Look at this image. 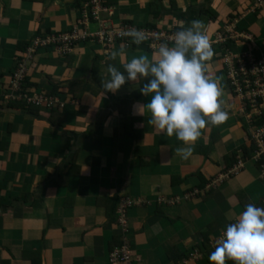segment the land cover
I'll return each instance as SVG.
<instances>
[{
	"label": "crops",
	"instance_id": "obj_1",
	"mask_svg": "<svg viewBox=\"0 0 264 264\" xmlns=\"http://www.w3.org/2000/svg\"><path fill=\"white\" fill-rule=\"evenodd\" d=\"M88 2L0 0V264H110V252L124 236L133 264H178L189 257L183 264H212V242L226 226L249 203L264 208L262 168L252 159V125L223 60L226 54L264 55V0L100 1L108 9L100 18L115 27L180 31L182 22L188 27L200 19L209 26L210 40L227 26L243 35L212 46L208 74L223 90L229 118L206 126L188 159L176 153L185 147L182 141L148 123L147 110L143 116L134 113L136 102L151 99L139 91L146 81L101 96L109 65L124 72L134 57L157 58L158 50L145 42L115 45L108 52L81 43L68 55L38 48L25 61L24 91L58 101L34 107L23 99L1 100L31 41L80 25L92 12ZM87 27L95 30L98 23L88 18ZM239 158L245 159L239 175L206 188ZM194 190L199 193L187 197ZM122 200L136 202L126 210V234L118 222ZM195 251L200 258H192Z\"/></svg>",
	"mask_w": 264,
	"mask_h": 264
},
{
	"label": "clouds",
	"instance_id": "obj_2",
	"mask_svg": "<svg viewBox=\"0 0 264 264\" xmlns=\"http://www.w3.org/2000/svg\"><path fill=\"white\" fill-rule=\"evenodd\" d=\"M190 26L175 33L174 46L162 44L157 58L150 61L147 56L132 58L123 65L124 72L108 66L110 79L102 81L101 96L116 94L128 82H140L142 96L151 97L147 104L136 102V115L150 114L148 123L162 135L175 137L185 147L176 153L188 159L193 146L206 126L225 123L229 114L223 110V90L218 81L208 74V64L214 55L205 24L200 19L187 22ZM124 35L135 37L139 46L146 36L135 28L124 31ZM191 52L190 58L188 56ZM111 54V59L116 58ZM126 73V75H125ZM239 219L229 223L209 255L212 264H264V208L253 203L245 206Z\"/></svg>",
	"mask_w": 264,
	"mask_h": 264
},
{
	"label": "built area",
	"instance_id": "obj_3",
	"mask_svg": "<svg viewBox=\"0 0 264 264\" xmlns=\"http://www.w3.org/2000/svg\"><path fill=\"white\" fill-rule=\"evenodd\" d=\"M101 0H89L88 6L91 9L90 17L98 23V28L90 30L87 27L88 18H84L80 25L75 26L66 32H51L39 38H34L30 46L26 48L25 58L17 61L9 80L8 92L2 93V100L16 101L23 99L27 105L39 107L44 104L53 106L58 99L47 98L41 94H29L24 91V81L26 76L25 61L32 59L38 48L53 47L59 55H68L74 51L76 45L81 43H95L101 45L105 51H109L115 45H122L125 48L132 47L135 37L124 35V31L135 28L142 30L146 39L143 41L152 49L158 50L162 44H168L169 47L174 46L175 33L177 30L171 31L156 28L139 27L134 24H122L115 27L109 24L104 19L100 18L101 11H108L107 8L101 5ZM208 27L206 30L208 32ZM243 35L233 32L227 26L224 33H219L213 40H210L211 45L226 44L233 40H238ZM228 76L232 85L234 94L241 101V112L247 118L248 123L252 126L250 133L255 144V152L252 157L254 161L261 164L262 177L264 178V55H256L248 53L244 55L226 54L224 57ZM260 122V124H256ZM245 168V159L239 158L231 168L219 174L213 181L207 184L206 188L211 189L232 176L239 175ZM199 193L198 190L187 194V197L195 196ZM162 202L163 198H158ZM173 202H178L179 198L175 197ZM136 202L130 200H122L118 209V222L123 227V232L126 234L127 226L125 214L128 207H132ZM263 208V207H261ZM218 240L212 242V246L216 248ZM123 243L114 248L110 252V264H133L132 263V248L130 246L129 237H123ZM200 252L191 253L192 258H200ZM191 258H186L178 264L187 263Z\"/></svg>",
	"mask_w": 264,
	"mask_h": 264
},
{
	"label": "rangeland",
	"instance_id": "obj_4",
	"mask_svg": "<svg viewBox=\"0 0 264 264\" xmlns=\"http://www.w3.org/2000/svg\"><path fill=\"white\" fill-rule=\"evenodd\" d=\"M14 67H15V64H14V66H13V69H14ZM13 69H12V70H13ZM11 73H12V72H11ZM11 73H10V75H11ZM9 78H10V77H9ZM7 84H8V83H7ZM1 100H2V99H1Z\"/></svg>",
	"mask_w": 264,
	"mask_h": 264
},
{
	"label": "trees",
	"instance_id": "obj_5",
	"mask_svg": "<svg viewBox=\"0 0 264 264\" xmlns=\"http://www.w3.org/2000/svg\"><path fill=\"white\" fill-rule=\"evenodd\" d=\"M256 148V147H255ZM254 152H255V150H254ZM260 166H261V164H259Z\"/></svg>",
	"mask_w": 264,
	"mask_h": 264
}]
</instances>
